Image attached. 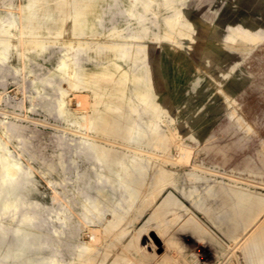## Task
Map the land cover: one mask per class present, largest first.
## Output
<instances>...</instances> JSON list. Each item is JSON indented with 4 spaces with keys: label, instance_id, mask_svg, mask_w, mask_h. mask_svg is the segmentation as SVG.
Masks as SVG:
<instances>
[{
    "label": "rangeland",
    "instance_id": "374dc122",
    "mask_svg": "<svg viewBox=\"0 0 264 264\" xmlns=\"http://www.w3.org/2000/svg\"><path fill=\"white\" fill-rule=\"evenodd\" d=\"M62 2L0 0V264H264V0Z\"/></svg>",
    "mask_w": 264,
    "mask_h": 264
},
{
    "label": "bare ground",
    "instance_id": "6f19581e",
    "mask_svg": "<svg viewBox=\"0 0 264 264\" xmlns=\"http://www.w3.org/2000/svg\"><path fill=\"white\" fill-rule=\"evenodd\" d=\"M68 3V0H63L62 4H67ZM6 33H8L13 39L16 38L17 36V33L14 31V25H12L9 29L5 30ZM49 32L52 33V30L49 29ZM59 34V33H57ZM13 39L12 40H9L7 42V45H5V41L3 40H0V64L9 59V56H11V52L14 51L15 49V43L13 42ZM35 41H38V43H41V41L39 40H35ZM6 46L8 47L9 51L8 53H6L7 51V48ZM138 53V52H137ZM70 59H64L59 65H58V68L60 70H63V69H66L69 67L70 65V62L68 61ZM73 77V75L71 74V78ZM81 102H83L82 100L83 99H79ZM146 102V101H144ZM85 104V103H84ZM84 104H81L84 106ZM77 105H79L77 103ZM81 106V107H83ZM86 106V105H85ZM84 106V107H85ZM79 106V108H81ZM62 110V108H61ZM185 125V124H184ZM150 128L153 132L154 135L157 134V125L154 123V122H150ZM129 130H131V128H129ZM163 134V133H162ZM181 148V147H180ZM0 149H2V154L0 155V185L3 186V187H10L13 183H18L19 184V176H20V172H21V168L19 167V165L17 163H14L7 152L4 151V148L2 147V145L0 144ZM31 175L32 174H27V180L30 181L31 183H33L34 185H36V182H34L32 179H31ZM164 178L165 176L160 174L156 177V186L158 187V189H156L153 193H152V196L154 199H157L161 193L163 192V189L160 188L161 184L163 183L164 181ZM36 181V179H35ZM38 183V182H37ZM41 185V184H40ZM37 186V185H36ZM263 200V198H261ZM260 199V203L259 204H263V201ZM33 201V197L32 195L29 196V198L27 199L26 203L27 205H30L31 202ZM42 210L44 209L45 205L44 204H41L40 205ZM10 208H14V211L17 209V206L15 205H12V206H6V210L7 211L8 209ZM22 221L25 222V223H28V222H31V223H34L35 225H37L38 227H44L46 226V223L47 221L44 220L42 218V216L40 214H34L33 212H28L27 214H25L22 218ZM159 238V236H157ZM170 240H171V237H170ZM209 240V239H208ZM194 241V239H193ZM163 242V241H162ZM171 242V241H170ZM45 244V242L43 241L40 246L43 247ZM164 244V243H163ZM165 246V245H163Z\"/></svg>",
    "mask_w": 264,
    "mask_h": 264
},
{
    "label": "crops",
    "instance_id": "0c3cea01",
    "mask_svg": "<svg viewBox=\"0 0 264 264\" xmlns=\"http://www.w3.org/2000/svg\"><path fill=\"white\" fill-rule=\"evenodd\" d=\"M264 45V44H263ZM264 89V88H263ZM250 90L252 89H247V96H252V92H250ZM245 91H243L244 93ZM247 96L243 97L246 98ZM259 96H256V98H258ZM247 100V99H246ZM242 103H245L242 102ZM244 115L247 118V123L252 127V132L253 135L255 137H258L260 141L264 142V113H263V118H260L259 116H257L258 114H255L254 116H252V114L250 112L246 113L244 112ZM242 135V134H241ZM247 160L249 163L251 162H256V156H254V154H251L249 152H247L246 154H244V152H234L233 156H232V163L233 165H241V163ZM201 251H203V249H201Z\"/></svg>",
    "mask_w": 264,
    "mask_h": 264
},
{
    "label": "built area",
    "instance_id": "2783aa9c",
    "mask_svg": "<svg viewBox=\"0 0 264 264\" xmlns=\"http://www.w3.org/2000/svg\"><path fill=\"white\" fill-rule=\"evenodd\" d=\"M198 246H200V243H198ZM188 247L191 249V256H192L195 264H214V257L210 258L207 254L208 251H206V250L196 251L194 249L195 241L192 240Z\"/></svg>",
    "mask_w": 264,
    "mask_h": 264
}]
</instances>
